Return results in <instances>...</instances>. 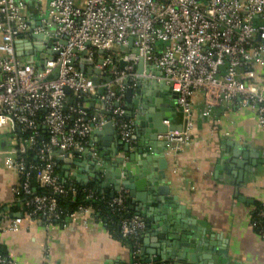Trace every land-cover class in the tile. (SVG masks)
Here are the masks:
<instances>
[{
	"label": "built area",
	"instance_id": "2783aa9c",
	"mask_svg": "<svg viewBox=\"0 0 264 264\" xmlns=\"http://www.w3.org/2000/svg\"><path fill=\"white\" fill-rule=\"evenodd\" d=\"M34 35L55 40L34 41L37 49H28ZM18 47L27 57L35 58L38 51L41 57L51 51L58 55L39 71L21 62ZM83 53L99 71V86L71 66ZM121 60L127 63L124 69ZM107 77L110 82L103 81ZM138 81L164 83L178 94L180 129L171 130L166 121L168 130L157 136L174 155L191 140L198 96L205 117L216 119L214 110L222 106L252 109L264 129V0H0V130L13 125L21 133L19 149L7 164L18 175L16 193L23 196L31 223L41 220L48 230L76 215L85 223L93 219L95 211L85 205L62 219L58 197H75L78 191L61 180L56 160L61 153L87 148L93 131L107 123L101 105L121 139L133 144V122L122 119L125 84L135 87ZM99 87L105 95H98ZM96 100L102 104L90 113L86 103ZM29 151H36L39 165L23 158ZM127 197L123 187L115 192L114 212L128 213ZM95 198L93 192L86 196ZM22 222L7 209L0 211V233H15ZM252 227L258 228L254 221ZM144 230L145 221L136 214L120 221L124 240L138 239ZM258 234L264 237V227ZM136 258L134 264H141ZM0 264L19 263L0 254Z\"/></svg>",
	"mask_w": 264,
	"mask_h": 264
},
{
	"label": "crops",
	"instance_id": "0c3cea01",
	"mask_svg": "<svg viewBox=\"0 0 264 264\" xmlns=\"http://www.w3.org/2000/svg\"><path fill=\"white\" fill-rule=\"evenodd\" d=\"M86 104L92 113L100 108L98 104ZM214 114L216 119L203 115V101L198 96L195 128L184 152L174 155L167 146V185L196 226L206 228L205 237L216 245L214 248H227V259H220L219 264H264V237L252 227L254 211L258 204L264 205V129L259 127L252 109L222 106ZM170 122L175 130L180 129L179 111ZM18 132L13 125L0 130V209H7L12 218L22 217L23 222L15 233H0V250L19 264H133L135 255L145 264H162L146 262L156 255H142L144 249L157 250L153 247L158 244L156 231L149 238L145 235L147 230L140 234L139 252L135 254L110 234L96 213L86 223L81 215H76L65 226L54 225L48 230L41 220L31 223L25 215L23 196L16 193L18 175L7 164V159L19 149ZM238 152L236 159L244 160L250 168L239 184L225 169ZM76 168H72L69 177ZM65 174L59 173L62 181L82 185L70 181ZM110 175L101 176L106 187L100 188L116 192Z\"/></svg>",
	"mask_w": 264,
	"mask_h": 264
},
{
	"label": "water",
	"instance_id": "95a60500",
	"mask_svg": "<svg viewBox=\"0 0 264 264\" xmlns=\"http://www.w3.org/2000/svg\"><path fill=\"white\" fill-rule=\"evenodd\" d=\"M53 40L55 39H46L43 35H34L32 42H27V48L37 49L34 41L51 43ZM159 45L162 46V43ZM38 53L35 58L27 57L20 53L18 47L21 62L33 65L39 71L44 68L46 61H54L58 55V51L48 52L45 57H41ZM100 54H103V51H100ZM84 55L85 53L79 61L73 59L71 66L78 68L81 73L92 76L94 84L99 86L101 80L95 77L99 71L91 68L93 63L88 61ZM120 65L124 69L127 63L121 60ZM142 70L143 61H140L138 73ZM56 75L57 73L50 79H54ZM103 81L110 82L111 78L107 77ZM125 85L127 86L125 117L133 122L135 128L132 137L133 144L125 143L121 139L117 127L111 122L105 105H101L100 112L107 116V123L101 129L93 131L84 151H75L71 154L61 153L63 156L57 157V161L61 163L59 169L66 172L68 179L72 182L87 186L93 180L102 188H105L106 184L101 176L104 174L109 176L110 173L116 190L120 187L127 190L129 209L145 221L146 237L149 238L151 232L156 231L158 244L153 247L157 250L144 249L142 251L143 256H157L155 259H147V263L219 264L220 259H227V248L224 246L214 248L216 245L205 237L206 228L196 226V221L187 216L186 209L181 207L177 196L171 195V188L167 185L169 169L166 156L167 144L159 141L157 136L168 130L164 124L166 121L177 117L178 94L164 83L143 84L138 81L135 87L129 86L128 83ZM66 92L69 94V89H66ZM98 95H105L103 87H99ZM96 103L102 104L99 100L91 101V107H94ZM115 107H119V103H116ZM171 130L175 128L172 127ZM238 154L240 153L234 154L235 159L231 162V166L227 164L225 169L236 177L239 184L243 180L244 172H249L250 168L245 166L244 160L236 159ZM255 156L251 154V157ZM244 158H246L245 155ZM261 162L258 160V164H262ZM73 167L77 168L69 177ZM85 173L87 175H84ZM114 195L115 191L111 193L112 197ZM168 201L174 203L169 204ZM174 208L175 212L172 211ZM147 243L148 241L145 240V247Z\"/></svg>",
	"mask_w": 264,
	"mask_h": 264
},
{
	"label": "trees",
	"instance_id": "16d2710c",
	"mask_svg": "<svg viewBox=\"0 0 264 264\" xmlns=\"http://www.w3.org/2000/svg\"><path fill=\"white\" fill-rule=\"evenodd\" d=\"M90 113H92L91 110H89ZM122 120L128 121L126 117H124ZM18 135L21 137V133L18 132ZM23 158L28 162V163H34V164H40V161L36 158V151H29L27 154L23 156ZM56 163L58 167L61 165L60 162L56 160ZM60 169H57V172L60 173ZM76 189H77V195L75 197H72V195H68L66 197H58V203L60 206V211H61V216L64 221L67 220V218L75 213L78 209L79 206L85 205L88 207H91L95 213L97 219H101L103 223L106 226V229L110 232V234L117 238L118 240L122 241V243L126 246H130L131 251L135 252L137 248L139 247V241L138 239H128L124 240L121 237L120 233V221L123 218H128L132 215H135L132 211L128 209V213H118L114 212L112 209V206L110 204V201L113 199L111 196V193L113 192L112 190H105L102 191L100 186H98L95 182L84 186V185H79L75 184ZM33 186L37 187V183L34 180L33 181ZM93 192L95 194V199L88 201L86 200V196L88 193ZM47 194L48 192H44ZM102 197L104 200H102ZM129 207V205H128ZM1 211V209H0ZM264 211V205L258 204L256 210L253 213L252 216V222L254 221L258 228L255 229L257 233H259V230L261 227H264V218L260 217V212ZM0 254L2 255H7L5 251L0 250ZM141 264L143 261L140 260V258H136ZM135 263V262H134ZM133 263V264H134Z\"/></svg>",
	"mask_w": 264,
	"mask_h": 264
}]
</instances>
